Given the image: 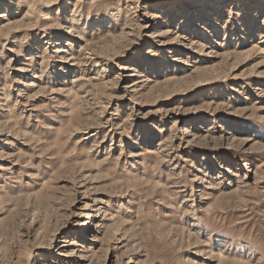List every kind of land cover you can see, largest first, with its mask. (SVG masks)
Segmentation results:
<instances>
[{
	"label": "rangeland",
	"instance_id": "rangeland-1",
	"mask_svg": "<svg viewBox=\"0 0 264 264\" xmlns=\"http://www.w3.org/2000/svg\"><path fill=\"white\" fill-rule=\"evenodd\" d=\"M0 264H264V0H0Z\"/></svg>",
	"mask_w": 264,
	"mask_h": 264
}]
</instances>
